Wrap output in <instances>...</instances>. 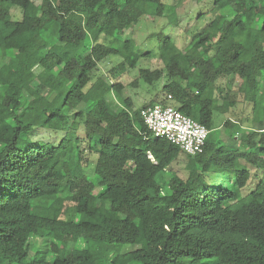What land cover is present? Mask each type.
<instances>
[{"label": "trees", "instance_id": "obj_1", "mask_svg": "<svg viewBox=\"0 0 264 264\" xmlns=\"http://www.w3.org/2000/svg\"><path fill=\"white\" fill-rule=\"evenodd\" d=\"M209 1L213 17L182 49L154 35L162 65L139 67L132 85L160 87L135 104L120 82L102 92L92 72L119 56L115 80L152 56L118 35L143 15L161 16L162 0H41L34 14L33 0H0V264H104L112 244L137 239L110 264H264V0ZM13 7L21 19L6 27ZM51 76L58 85L43 89ZM239 101L251 105L255 126L226 118L224 138L211 137L214 113ZM155 103L209 131L202 152L186 155V176L169 178L168 193L156 175L182 151L147 129L141 111ZM35 127L66 139L32 141ZM251 168L261 177L242 195ZM78 240L85 244L68 247Z\"/></svg>", "mask_w": 264, "mask_h": 264}, {"label": "rangeland", "instance_id": "obj_2", "mask_svg": "<svg viewBox=\"0 0 264 264\" xmlns=\"http://www.w3.org/2000/svg\"><path fill=\"white\" fill-rule=\"evenodd\" d=\"M41 0H33L34 6L31 7V14L35 13V5L39 4ZM165 4L164 12L159 17H153L151 15H143L137 21V23L132 24L129 27H123L121 34L118 37L122 40L126 38H131L134 43L139 47V50L142 54L148 51L152 52L151 57H143L139 60L137 67L128 68L125 72L119 75L115 80L111 79V73L109 72L111 68L115 65H118L121 70H124V67L121 63V57L119 56H110L107 59H104L98 64L95 70L92 72V81L95 86H97L102 92H107L110 89L109 80L117 81L122 84V92L124 95L132 98L135 104L143 103L147 104L149 99L160 87V84H155L154 87L145 86L141 82L136 81L137 72L139 67H148L155 68L162 65L161 61L156 56L155 51L157 50L158 41L155 39L154 35L158 32H163L164 34L169 35L178 48L182 49L191 38L192 34L200 30L214 15V12L211 10V1L203 0L198 2L196 0H162ZM22 10L17 7H13L10 10L11 20L6 23V27L16 24L17 21L21 19ZM199 14H202V17L198 19ZM5 46V45H4ZM14 43L9 40L6 43L7 48H12ZM1 51V50H0ZM35 73H40L41 68L39 66L34 68ZM264 78V73L262 74V79ZM43 83L42 88L46 89L48 87L55 88L58 85V81L53 78V76L48 77ZM32 99V98H31ZM31 104H35L34 101H31ZM23 118H28L29 113L22 109ZM41 112L35 113V116H39ZM226 118L237 120L243 127H252L255 126V123L252 122V113L251 105L243 101H239L234 107L225 113L215 112L213 115V130L211 131V137L216 138L217 136H225L224 127L221 126L223 121ZM220 125L221 127H218ZM247 129V128H246ZM77 134L83 135V130L80 127L77 128ZM226 138V137H225ZM28 139L32 141H43L50 143H58L61 140L66 139V135L62 132H56L42 127H35L34 131L28 135ZM235 139L238 137L235 135ZM235 140L236 144L237 141ZM234 142V143H235ZM190 162L186 154L180 153L178 158L174 160L169 167L164 171L156 175V181L161 186V191L163 193H168L169 188L167 182L169 178L176 172L179 176L185 177L187 174V168ZM90 175L91 171L86 170ZM75 175H79L80 169H75L73 171ZM91 174L90 176H92ZM210 179H214L215 175L211 172L208 173ZM261 177V170L256 168H251V176L244 188L240 190V194L245 195L249 193L254 185L257 183L258 179ZM91 180H94V177H91ZM100 191V190H99ZM98 191V192H99ZM82 217L81 219H84ZM48 236L45 237L44 241L48 243ZM141 242L140 239H137L135 244H112L108 251L103 253V263L110 264V259L115 257H120L123 253L133 250L138 247V244ZM67 242H62V246H66ZM85 243L81 240L76 241L75 243L70 242L67 245L68 247L84 245ZM45 246L34 245L32 250L38 248L43 249ZM187 258H182L179 262L174 264H186ZM207 263L215 264L214 260H208ZM128 264H137L136 262H130Z\"/></svg>", "mask_w": 264, "mask_h": 264}, {"label": "built area", "instance_id": "obj_3", "mask_svg": "<svg viewBox=\"0 0 264 264\" xmlns=\"http://www.w3.org/2000/svg\"><path fill=\"white\" fill-rule=\"evenodd\" d=\"M141 115L152 135L166 138L188 155L202 152L208 129L173 106L155 103L143 108Z\"/></svg>", "mask_w": 264, "mask_h": 264}, {"label": "crops", "instance_id": "obj_4", "mask_svg": "<svg viewBox=\"0 0 264 264\" xmlns=\"http://www.w3.org/2000/svg\"><path fill=\"white\" fill-rule=\"evenodd\" d=\"M218 127H220V125H218ZM181 151H182V150H181ZM181 153H184V154H186V153H185V152H183V151H182ZM186 155H188V154H186Z\"/></svg>", "mask_w": 264, "mask_h": 264}]
</instances>
